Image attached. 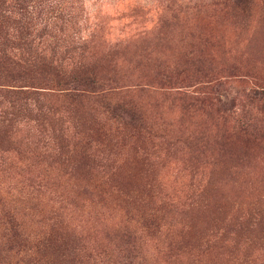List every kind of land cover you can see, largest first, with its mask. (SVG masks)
I'll use <instances>...</instances> for the list:
<instances>
[{"label": "rangeland", "instance_id": "obj_1", "mask_svg": "<svg viewBox=\"0 0 264 264\" xmlns=\"http://www.w3.org/2000/svg\"><path fill=\"white\" fill-rule=\"evenodd\" d=\"M120 1L83 0V56L145 130L93 100L62 152L57 112L0 126V264H264V0ZM50 233L68 257L36 254Z\"/></svg>", "mask_w": 264, "mask_h": 264}, {"label": "trees", "instance_id": "obj_2", "mask_svg": "<svg viewBox=\"0 0 264 264\" xmlns=\"http://www.w3.org/2000/svg\"><path fill=\"white\" fill-rule=\"evenodd\" d=\"M249 1L235 0L232 4ZM82 14L83 0H0V126L14 127L18 120L29 119L45 132L46 127L52 128L50 122L57 112V138L63 145H56L49 137L53 145L48 142L46 146L54 153L66 146L65 119L60 113L90 100L104 104L116 132L145 130L137 109L116 98V91L104 90V78L85 63L83 54L96 27L89 36L81 37ZM85 145H90L89 141ZM13 221V217L8 221L7 240L15 247H24L28 239ZM35 248L36 254L54 249L60 259L68 257L62 255L70 251L66 239L53 233L44 236Z\"/></svg>", "mask_w": 264, "mask_h": 264}]
</instances>
